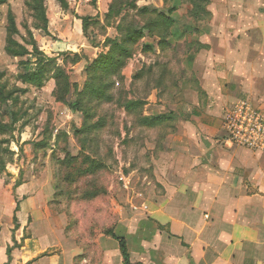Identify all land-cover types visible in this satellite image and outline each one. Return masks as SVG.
<instances>
[{"label": "crops", "instance_id": "crops-1", "mask_svg": "<svg viewBox=\"0 0 264 264\" xmlns=\"http://www.w3.org/2000/svg\"><path fill=\"white\" fill-rule=\"evenodd\" d=\"M219 2L209 27L189 35L197 44L183 64L187 77L179 81L178 96L168 95L182 101L161 108L155 87L150 99L156 104L121 126L134 157L126 189L110 201L117 220L111 226L126 241L133 264H264V152L231 143L224 128L237 100L264 111V0ZM7 39L6 29L3 51L14 58L6 52ZM141 64L131 66L138 71ZM126 71L125 83L132 82ZM160 116L166 118L144 123ZM37 160H22L21 185L0 180V264H124L116 238H84L75 230L54 204L49 160Z\"/></svg>", "mask_w": 264, "mask_h": 264}, {"label": "rangeland", "instance_id": "rangeland-1", "mask_svg": "<svg viewBox=\"0 0 264 264\" xmlns=\"http://www.w3.org/2000/svg\"><path fill=\"white\" fill-rule=\"evenodd\" d=\"M65 1L66 6L57 0H10L0 7V71L3 72L0 85L5 95H9L6 101L0 99V117L9 127L0 133V180L19 186L26 179L22 160L26 161L29 156L36 157V162L40 158L49 160L55 205L64 210L73 225L77 223L76 230L81 235L90 238L105 233L117 221L110 210V201L120 189H126L125 176L129 173V160L134 157V148L124 147L120 132L121 126L134 124L136 120V112L126 109L128 103L141 101L143 104L138 110H147L146 105L156 104L150 99L155 87L162 93L157 104L161 108L169 111L182 101V98L171 99L168 95L178 96L181 92L179 81L187 77L183 64L197 44L189 35L209 27L211 12L217 11L221 0H179L172 13V0H136L139 9H162L165 15L175 17L166 30L156 26L146 30L142 38H132L130 34L133 28L141 29L145 23L140 13L131 8L133 0H123L124 3L114 0L110 15L106 13L108 0ZM123 6L126 7L124 11ZM8 8L15 12L19 30L14 40L30 51L29 43H36L40 53L55 60L41 89L24 85L20 80L26 72V67L20 63L31 61L29 71H36L39 69L37 57L19 60L4 54ZM43 12L49 18L48 33L43 30ZM146 12L144 16L150 14L147 18L151 21L157 19L155 12ZM89 15L98 16L92 18L94 22L90 24L87 38L80 18ZM125 15L129 20H125L123 32L128 34H121L118 28L124 26L122 18ZM175 28L182 31L186 28V33L175 36ZM98 59L111 65L108 73H113L115 78L113 82L107 81L113 83V89L94 100L96 107L93 109L90 104L95 98L92 95L87 98L85 90L93 86L90 75ZM136 62L142 63L144 68L139 70L138 67L136 71L131 66ZM125 68L129 69L126 72L132 82L125 83L122 75ZM97 78L102 82L106 80L105 76ZM75 104L83 114L71 110ZM87 115L93 124L102 118L105 120L107 125L101 140L80 135ZM183 116L187 118L181 114ZM131 166L135 167L134 162Z\"/></svg>", "mask_w": 264, "mask_h": 264}, {"label": "trees", "instance_id": "trees-1", "mask_svg": "<svg viewBox=\"0 0 264 264\" xmlns=\"http://www.w3.org/2000/svg\"><path fill=\"white\" fill-rule=\"evenodd\" d=\"M9 0H0V6L2 5H5L8 3ZM44 1V0H41V2ZM59 1V3L62 5V6H66V1L65 0H57ZM115 2V1H113ZM129 2V0L127 1ZM122 3L123 0H122ZM133 7L131 8H134L133 10L136 11V13H140V18L145 21V23H143L144 25L141 26V29H132V31H130L129 33L131 34V37L133 38L134 36H136L137 38H142L143 37V33L146 31V30H151V29H155V27L157 26L158 29L161 27L163 30H166V27L169 25V24H172L174 23V19H172V17H167L166 15L162 14V13H157L158 11H156L155 9H153L151 11L150 7H144V8H141L139 9L137 6H136V0H133L132 3ZM175 5H179V1H176L174 2V4L172 5V7H170V12L174 9V6ZM114 10V9H113ZM126 10V7L123 6V10L124 11ZM155 12L158 17L157 19L155 18L154 21H151L152 19H148L147 16L150 15V14H147L146 16H144V12L146 13H149L148 12ZM112 12V9L110 8V13L109 15L111 14ZM172 13V12H171ZM108 19L110 18L109 16L107 17ZM83 22V30H84V34L87 38H89L88 34H89V27H90V24H91V18H80ZM43 20H44V27H43V30L45 33H48V19H47V16L45 15V13L43 12ZM125 20L128 21L129 19L127 18V16L125 15L123 18H122V22H123V25L122 27L118 28L121 32V34H128L127 32H123L124 29H125ZM121 22V24H122ZM155 24V25H152ZM130 24V23H129ZM134 26V25H133ZM129 25H127V30L129 29ZM136 30V31H135ZM138 30V31H137ZM142 30V31H141ZM7 31H8V39H7V46H6V52L8 53V55H10L11 57H14V58H25V57H37V62H39L38 66H39V69H37L36 71H29V66H30V62L31 61H26V62H22L20 64H23L25 67H26V72L24 74H22L20 76V80L21 82L24 84V85H31L33 87H36L38 89H41L44 87L45 85V81H46V74H47V71L49 69V67L55 62L54 59H50L48 57H46L44 54L40 53L39 51V48L37 46L36 43H29V45L32 47V51H30L27 47L25 46H22L20 45L18 42H16L14 40V36H18L19 35V30L17 28V25H16V17L14 16V13L12 11H9L8 13V25H7ZM37 66V67H38ZM93 75H90V81H93V86H90L87 90H85V94L88 95L87 98L92 95L93 98L95 99H92L91 100V107L93 109H95L94 107H96L95 105V101H97V99L101 98L102 96L106 95L107 92L109 93L113 88V80H114V75L113 73L112 74H109L108 73V69H110L111 65H107V62L106 61H101L100 59H98L97 61L94 62L93 64ZM119 66H123V65H119ZM3 76V73H0V77ZM95 76V77H93ZM99 76H105L106 77V80L105 82H102V80H97ZM92 78H95L92 80ZM97 78V79H96ZM102 79H104V77H102ZM108 80H112V82H107ZM4 87H1L0 85V99L3 100V101H6L7 100V96L9 97V95H5L4 93ZM143 103L141 101H137V102H130L128 103L126 109L127 111H137L138 108L140 107V105H142ZM73 112H81L83 114L84 111L80 110V107L75 104L73 106ZM86 123H85V126L83 127V129L81 131H79V133H81L80 135H84V136H89L90 138L93 139V137H98L96 140H101V135H102V132L104 131V129L106 128V122L105 120L102 118L101 121H98V123L96 124H93L91 123V119H90V116L87 115L86 117ZM166 117L165 116H160V117H156V118H152V119H146L144 120V123L148 124V125H153L155 124L156 122H161L162 119H165ZM8 125L6 123H4L2 120H1V117H0V133H4L8 130ZM82 133H86L85 134H82ZM78 141H79V138H78ZM73 158V157H72ZM74 160V158H73ZM56 196V195H55ZM56 203V201L54 200V204ZM15 223H17V219L15 217ZM76 224L75 223V230H76ZM110 229L106 230L105 231V234L108 235V236H111L113 238H116L119 242H120V249H121V253H122V256H123V259H124V264H133L131 262V259H130V255H129V251H128V247H127V243L126 241L121 238V237H118L112 230V226L109 227ZM77 231V230H76ZM0 232H1V227H0ZM79 232V231H77ZM81 235V233H80ZM82 237H86L84 235H81Z\"/></svg>", "mask_w": 264, "mask_h": 264}, {"label": "built area", "instance_id": "built-area-1", "mask_svg": "<svg viewBox=\"0 0 264 264\" xmlns=\"http://www.w3.org/2000/svg\"><path fill=\"white\" fill-rule=\"evenodd\" d=\"M224 128L231 143L264 152V111L249 100L236 101L225 117Z\"/></svg>", "mask_w": 264, "mask_h": 264}]
</instances>
